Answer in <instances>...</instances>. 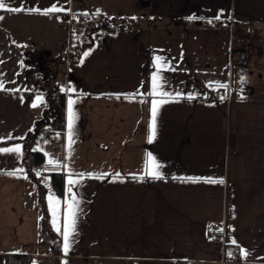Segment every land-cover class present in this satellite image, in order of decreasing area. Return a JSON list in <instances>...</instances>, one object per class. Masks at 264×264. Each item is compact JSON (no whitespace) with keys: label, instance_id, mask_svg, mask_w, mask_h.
<instances>
[{"label":"crops","instance_id":"obj_1","mask_svg":"<svg viewBox=\"0 0 264 264\" xmlns=\"http://www.w3.org/2000/svg\"><path fill=\"white\" fill-rule=\"evenodd\" d=\"M54 4L64 10L42 14ZM7 6L25 10L0 9V81L8 89L0 90V142L11 141L0 148L21 146L19 155L0 153V264L12 254H26L29 264H264V0H7ZM79 13L135 17L140 24L105 30L87 21L72 33L60 16ZM250 28L252 64L233 66L231 33ZM72 37L79 40L76 60ZM156 56L166 65L161 89L152 83ZM58 57L63 61L52 68L53 82L60 91H76H61L64 129L40 144L45 161L36 170L61 173V195L49 174L34 179L18 171L22 140L45 108L44 101L39 108L24 105L23 92L38 91L24 71ZM159 91L170 94L169 102L160 106L149 142ZM69 95L76 101L71 150ZM149 153L162 166L160 179L144 175ZM64 163L86 174L73 188L81 213L67 253ZM38 182L45 189L48 182L61 201L57 232L46 199L57 247L41 229ZM226 246L239 248L238 261L225 258Z\"/></svg>","mask_w":264,"mask_h":264},{"label":"trees","instance_id":"obj_2","mask_svg":"<svg viewBox=\"0 0 264 264\" xmlns=\"http://www.w3.org/2000/svg\"><path fill=\"white\" fill-rule=\"evenodd\" d=\"M72 18L76 21V24H81L89 21L92 24V29H105V30H125L129 28H136L140 24L138 19H115L112 17L104 16L102 14H75ZM77 26V25H76ZM76 29V28H75ZM74 32V29H71ZM78 44L77 37H72L71 47L76 54L72 55V59L76 60L78 56ZM15 49H17L15 47ZM62 58H56L51 61L41 62L37 65L28 67L24 71L25 79L29 84H32L36 88H40L38 91H25L24 105L29 107L36 96L40 95L44 98L45 108L42 115L36 120L34 129L28 133L23 141L25 147V153L22 160L23 171L29 174L32 178L37 179V167H41L44 164V154L34 148L37 140L38 131L42 127H49L51 132H60L64 129L65 125V108H64V93L61 92L53 82L51 78L52 68L62 62ZM44 87L45 89H41ZM6 142H0V145L7 144ZM49 174L51 184L54 190L61 195L63 193V175L59 172H40V174ZM37 200L38 207L41 214V229L50 233L54 246L57 247L55 241V233L52 231L50 221L48 218L46 189L41 183H37ZM4 264H29V257L26 254H12L4 258Z\"/></svg>","mask_w":264,"mask_h":264},{"label":"snow or ice","instance_id":"obj_3","mask_svg":"<svg viewBox=\"0 0 264 264\" xmlns=\"http://www.w3.org/2000/svg\"><path fill=\"white\" fill-rule=\"evenodd\" d=\"M0 9H5L8 12H21L24 11L25 9L23 7H9L7 6V0H0ZM64 9L59 8L57 5H52L48 9H44L42 14L48 15L52 12H58V11H63ZM27 11L30 12H41V9L39 8H30L27 9ZM0 19H3V17H0ZM135 19V17H133ZM191 19V17H189ZM216 19H220V16L217 15ZM211 23V21H209ZM89 52H85L84 56H88ZM83 63V61H81ZM166 65L163 63V58L160 56L154 57V68L155 71L152 75V83H153V88L154 89H161L162 84L161 81H163V77L161 76V71L163 68H165ZM243 79V78H242ZM166 83V81H165ZM223 88H226V85H220ZM0 90H5L8 91V89H5V85L3 81H0ZM61 91H66L68 93H73L76 91L75 88L69 86L68 88H61ZM153 95H158L161 97L160 99H153L152 100V107H151V121H150V134L148 137L149 142H152L155 137H156V116L158 113V110L161 105L169 102L168 100L164 99V97H168L170 94L166 91H159V92H154ZM177 96H179V93H177ZM194 97L189 96L188 99H192ZM225 97L221 96V100H223ZM37 102L42 103L43 102V97L42 96H37L36 100L32 103L31 107L35 108L37 107ZM76 103L69 95L68 99V148L71 150V145L74 142L73 141V127L74 123L76 120V113L73 110V105ZM8 139H11L12 137L9 135L7 137ZM22 139V138H21ZM21 152V146L19 144L13 146V147H7V148H0V153H15L19 155ZM148 163L145 165V173L144 175L151 177L153 179H160L162 178V173L159 171V169L162 167L160 164L156 163V158L149 153L147 156ZM52 163V161H49ZM64 170L67 172V182H66V192L64 195L63 199V231H62V236H63V245H64V251L67 253L71 247V244L74 242V234L76 233L77 230V218L78 215L81 213V210L79 208L80 205V200L77 199V194H73V188L75 186H78L79 184L82 183V181L85 178V173H77L74 172L72 169L69 168L68 163L63 164ZM19 172H23V169H19ZM37 176H40V172L36 173ZM8 175H16V171L9 172ZM103 175L101 174L100 176L96 178H103ZM119 175V174H117ZM88 177H92V173H87ZM75 177V178H74ZM25 178H27L25 176ZM45 181L47 180V177L44 178ZM143 179V177H141ZM189 180H192L193 182H196L197 180L204 179L206 183L210 184H215V183H223V180H215L212 178H188ZM48 204H49V212L52 215L53 218V227L57 232H60L61 229L58 226V220H59V212H60V204L61 201L56 198L54 195H49L48 196ZM218 231H223V229H218ZM232 244H236V240L230 241ZM242 255H247L246 250H241ZM229 256L232 254L229 253ZM35 264V262H33ZM66 264V262H65Z\"/></svg>","mask_w":264,"mask_h":264},{"label":"built area","instance_id":"obj_4","mask_svg":"<svg viewBox=\"0 0 264 264\" xmlns=\"http://www.w3.org/2000/svg\"><path fill=\"white\" fill-rule=\"evenodd\" d=\"M61 20L64 21L69 29L76 28V21L68 14H62ZM255 30L250 28L247 32H238L235 31L231 33L230 39V64L237 67H248L251 66L252 62L249 59V56L252 52V49L255 44ZM240 86H235V89L239 88ZM221 96L227 98L226 92H223ZM233 96L236 98L239 96L237 92L233 93ZM51 133L49 127L45 126L42 127L38 131L37 141L39 144H43L46 141L47 136ZM37 169H41L38 167ZM210 235L214 237H218L219 233L216 231H210ZM231 253L232 255L229 256L228 254ZM225 258L230 261H238L240 258V250L238 247L235 246H226L225 247ZM176 264H196L192 262L186 261H177Z\"/></svg>","mask_w":264,"mask_h":264},{"label":"rangeland","instance_id":"obj_5","mask_svg":"<svg viewBox=\"0 0 264 264\" xmlns=\"http://www.w3.org/2000/svg\"><path fill=\"white\" fill-rule=\"evenodd\" d=\"M253 50V49H252ZM252 53V52H251ZM40 88H36V90H39ZM41 89H45L44 87H42ZM38 96H40V95H38ZM43 97V96H42ZM35 100H36V98H35ZM34 100V101H35ZM43 101H44V98H43ZM43 103V102H42ZM42 103H40V102H37V107H35V108H39V106L42 104ZM39 147H40V144H39V142L36 140V142H35V145H34V148H36V149H39ZM38 168V167H37ZM36 168V169H37ZM42 175V174H41ZM44 178L45 177H43V180H44ZM49 180V177H47V181ZM44 183V182H43ZM44 185H46L47 187H46V199L48 198V196L51 194V195H54L55 197H56V194H55V192H54V190H53V188L51 187V185H49V183L47 182V183H44ZM45 188V187H44ZM48 200V199H47ZM54 232V231H53ZM55 233V232H54ZM58 235L55 233V241L57 242V245H58Z\"/></svg>","mask_w":264,"mask_h":264}]
</instances>
